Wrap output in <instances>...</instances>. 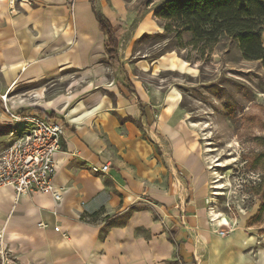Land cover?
<instances>
[{"label":"crops","instance_id":"crops-1","mask_svg":"<svg viewBox=\"0 0 264 264\" xmlns=\"http://www.w3.org/2000/svg\"><path fill=\"white\" fill-rule=\"evenodd\" d=\"M8 1L0 0V89L25 87L28 96L12 99L16 113L41 110L65 123L53 179L61 200L0 187V233L14 264H261L244 218L218 232L229 221L212 215L219 211L208 155L185 122L190 116L172 114L182 93H168L167 115L156 121L141 81L129 78L134 90L117 81L122 64L106 59L94 6L123 31L124 0H28L15 10ZM153 26L144 20L136 35ZM182 61L167 53L142 69L182 70ZM68 70L75 75L65 77ZM60 77L66 92L49 98L44 87L33 89ZM20 122L26 134L31 124ZM107 163L108 173L93 169Z\"/></svg>","mask_w":264,"mask_h":264},{"label":"rangeland","instance_id":"rangeland-1","mask_svg":"<svg viewBox=\"0 0 264 264\" xmlns=\"http://www.w3.org/2000/svg\"><path fill=\"white\" fill-rule=\"evenodd\" d=\"M22 1L28 2L9 0L8 5L15 10ZM167 1H123L125 16L118 19L123 27L119 46L122 67L115 68L114 75L123 85H129L130 80L133 83L137 79L141 81L150 94L148 104L154 105L156 121L162 114L167 115L164 109L168 93L174 87L182 93L183 100L172 114L184 119L190 116L185 122L195 130L194 136L200 142L202 153L203 150L208 153V158L205 152L203 156L210 162V195L214 197L213 203L221 217L225 216L229 221L221 230L228 234L244 218L247 232L256 236L251 255L260 258L264 264V209L260 210L264 203V187L260 185L264 171L262 160H258L259 153L264 151L260 140L264 136V67L259 60L243 59L239 42L233 37L220 35L214 43L204 45L201 42L194 46L191 32L178 37L174 30L166 31V20L157 12ZM149 19L157 28L153 26V30L136 35L137 26ZM167 53H176L185 60L182 70H157L155 65L148 70L142 69V65L153 64L155 59ZM71 74L75 75V72L68 70L65 77ZM65 77L41 80L33 89L44 87L47 96L53 97L67 91ZM24 88L0 89V154L24 135L21 133L24 127L20 129L22 122L12 123L6 113L7 107L14 112L18 110L17 106L12 108V99L16 95L18 100L22 94L23 98L28 96ZM23 114L27 113L24 111ZM170 119L172 117L167 120ZM191 122H196L199 127ZM217 185L219 187H214ZM257 214L259 218L254 220Z\"/></svg>","mask_w":264,"mask_h":264},{"label":"trees","instance_id":"trees-1","mask_svg":"<svg viewBox=\"0 0 264 264\" xmlns=\"http://www.w3.org/2000/svg\"><path fill=\"white\" fill-rule=\"evenodd\" d=\"M101 31L107 35L105 50L108 62L114 66L120 64L119 46L122 28H115L106 15L94 6ZM157 12V11H156ZM165 19L166 31L174 30L178 37L184 32H191L194 46L214 43L220 35H227L238 40L241 56L247 60H259L264 67V0H168L166 6L157 12ZM134 90L133 85H128ZM44 116V112L38 110ZM47 115V114H46ZM54 114L45 117L51 118ZM139 123V122H138ZM264 144V136L260 137ZM258 160L264 171V151ZM264 187V172L261 179ZM264 196V192H263ZM264 209V203L261 211ZM259 214V213H258ZM253 219L259 218V215ZM97 211L88 215L94 217ZM84 218L86 215L83 216Z\"/></svg>","mask_w":264,"mask_h":264},{"label":"built area","instance_id":"built-area-1","mask_svg":"<svg viewBox=\"0 0 264 264\" xmlns=\"http://www.w3.org/2000/svg\"><path fill=\"white\" fill-rule=\"evenodd\" d=\"M6 111L12 123L25 121L31 127L0 154V187L12 186L18 196L32 191L51 192L56 200H61L62 191L55 188L53 179L57 170L56 154L63 148L65 123L36 113H16L8 107ZM93 169L108 173L110 165L107 163L101 167L93 166ZM218 232L226 235L228 231ZM9 252L10 249L3 242V235L0 233V263L6 261L14 264Z\"/></svg>","mask_w":264,"mask_h":264},{"label":"bare ground","instance_id":"bare-ground-1","mask_svg":"<svg viewBox=\"0 0 264 264\" xmlns=\"http://www.w3.org/2000/svg\"><path fill=\"white\" fill-rule=\"evenodd\" d=\"M194 124L196 125V127H199V125L196 123V122H194ZM207 148V147H206ZM208 154V153H207ZM209 163L210 162H208V167H210L209 166ZM214 170V169H213ZM213 173H216V172H213ZM215 181V180H214ZM214 187H219V185H217V186H214ZM215 192V191H214ZM213 211V210H212ZM213 217H217V219H221V221H226V217L225 216H223V217H221V215L220 214H218L216 211H213ZM217 219H216V221H217Z\"/></svg>","mask_w":264,"mask_h":264},{"label":"water","instance_id":"water-1","mask_svg":"<svg viewBox=\"0 0 264 264\" xmlns=\"http://www.w3.org/2000/svg\"><path fill=\"white\" fill-rule=\"evenodd\" d=\"M157 61V59L154 60V62ZM154 64V63H153Z\"/></svg>","mask_w":264,"mask_h":264}]
</instances>
